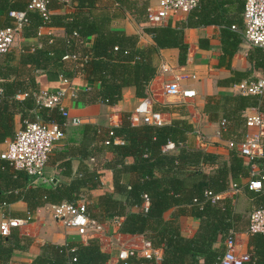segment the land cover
I'll list each match as a JSON object with an SVG mask.
<instances>
[{"label":"trees","instance_id":"16d2710c","mask_svg":"<svg viewBox=\"0 0 264 264\" xmlns=\"http://www.w3.org/2000/svg\"><path fill=\"white\" fill-rule=\"evenodd\" d=\"M30 1L0 0V29L14 25L13 12L24 11L27 22L21 36L38 35L44 25L62 26L65 36L40 35V46H22L17 53L12 50L0 58V143L15 137L17 116L20 129L36 115L59 125L66 121L59 107L36 104L34 93L40 90L37 69L41 65L66 79L78 72L95 79L98 86L95 91H86V101L112 105L119 103L126 86H134L136 96L147 98V86L157 72L154 59L161 49L178 48V62H186L187 28L218 25L222 51L218 65L230 69L231 59L243 41L244 0H199L184 19L146 26L153 43L144 47L138 45L137 35L116 29L113 24L126 12L147 22L145 1L71 0L74 11L50 14L47 21L38 11L29 9ZM92 37L95 43L87 45ZM199 46L208 48V38H200ZM247 59L248 70L231 69L232 75L218 84L231 86L242 79L263 76L264 48L252 47ZM251 107L264 113V96L209 95L204 112L210 121L221 124V137L239 143L246 137L244 112ZM193 131V124L186 118L161 125L133 124L127 111H122L119 125L84 124L78 131L80 140L70 138L49 159L55 166L56 182H35L33 175L15 170L0 158V207L22 200L26 211L21 218H25L46 204L81 201L90 219L97 223L121 217L118 231L143 236L152 248L162 250L160 260L134 250L110 263L112 254L102 247L99 237L92 236L86 242L45 241L38 245L31 261H16L14 252L28 251L34 240L12 227L7 235L0 232V264H220L226 240L248 230L252 210L264 208V180L261 189L249 188V181L256 178L253 173L264 170V153L245 159L236 148H230L225 159L196 147L191 139ZM170 143L174 151L167 149ZM74 158L80 159L79 171L69 181L59 179L60 174L71 175ZM233 186L235 192L243 191L250 200L245 211L236 209L237 193L213 200ZM4 215V219L11 218L6 217L11 216L7 210ZM184 215L198 222L191 236L182 232L179 217ZM247 244L250 257L243 264H264V233H249Z\"/></svg>","mask_w":264,"mask_h":264},{"label":"crops","instance_id":"0c3cea01","mask_svg":"<svg viewBox=\"0 0 264 264\" xmlns=\"http://www.w3.org/2000/svg\"><path fill=\"white\" fill-rule=\"evenodd\" d=\"M139 1H145L148 4V7L157 6V0ZM62 4H58L56 0H51L49 3L50 13L66 14L74 11V7L70 4ZM186 16L187 14L176 13L172 16L171 20L175 22L184 19ZM166 23L167 21L162 23L141 22L136 19L134 15L126 12L123 17L117 18L114 21L113 27L116 29H122L128 34L137 35L138 45L144 47L153 43L152 36L145 31V27L148 25H162ZM40 35H51L61 38L65 36V31L62 26H41L38 35H19L17 46L13 47L10 51L13 50L14 53H17L22 46H40ZM202 37L208 38V48H202L199 46V39ZM185 40L189 43V48L187 60L184 64L178 62L179 49L176 47L163 48L156 55L154 63L157 67V72L147 86L146 99L153 110L161 113L164 123H170L178 118H186L189 120L193 124L194 131H198L197 134L193 131L195 136L191 138L195 146L208 152L218 154L226 159L228 158L230 151V147L228 146L230 140L220 136L219 130L221 124L208 119L207 114L204 112V104L206 97L209 95L235 93L232 91V86L235 83L231 86H222L218 84V82L224 78L230 77L232 75L231 69L248 70L250 68L247 54L252 47H249L243 39L240 49L231 59L230 69L226 65H218V59L222 53L218 25L210 24L207 26L187 28L185 30ZM94 43V37L86 42V44L90 46ZM162 65L173 67L176 71L185 70L189 73H194L196 78L182 81L181 86L194 89L196 95L194 97L181 98L179 95L168 94L166 92V84L167 81L172 78V75L169 72H164L161 68ZM37 73L40 89L64 90L66 94L62 100L63 107L67 109L71 118L77 117L81 119L79 125H72L69 122L64 125L65 137L58 143L55 150L64 147L70 138L79 141L80 134L78 131L84 124H101L105 126L119 125L121 123L122 111H127L132 114L138 105L145 102V99L136 96L134 86H126L122 89V98L118 104L110 105L101 102L88 103V101H86V91L89 92L96 90L98 82L95 79L87 78L82 72L76 73L71 79H66L59 72L47 70L43 65L38 67ZM180 107L183 108L182 112H180ZM254 111L255 108L251 107L246 109L244 113H253ZM20 126V119L19 116H17L16 129L19 130ZM258 132L259 129L257 127H246V134L248 133L251 135ZM9 139L12 138H8L0 143V152L3 150ZM171 149L173 150L169 151H174L175 146H172ZM87 163H89V161H87ZM80 164V159H72L70 168L71 175L60 174L59 179L69 181L71 177L79 171ZM55 171V166L52 165L49 160L45 170L48 180L52 179V177H56L53 175ZM35 180V182H41L36 178ZM246 181L247 179H244V183ZM230 191L233 192L234 190H229L224 194L228 195ZM6 210L7 214L11 215L6 217L21 218L26 211V202L17 200L8 204L4 208L0 207V221L5 218L4 211ZM166 215H168V213ZM121 220V217L113 219L109 227H107L108 225L106 222L102 223L103 229L101 231H97V233L94 231L91 235L87 234L85 236H80L75 233L73 228L67 227L63 221L56 219L52 213V205L46 204L39 207L34 212L31 221L18 226L20 234L33 237L34 242L28 251H15L13 259L23 262L31 261L38 251V245L45 241L62 244L68 239H81L86 242L87 239L92 236L99 237L102 247L106 251H109L112 254V257L116 254V250L119 248L122 250L127 247L138 251L141 247V240L144 242V247L150 246L141 235L119 232L118 227ZM179 220L182 232L188 236L193 235L198 226L197 220L192 216L186 215L180 216ZM248 236L249 232L247 229L235 234L234 239L236 251L238 253L249 254L247 244ZM156 252L158 260H160L162 250L156 249ZM112 257L110 263L116 261Z\"/></svg>","mask_w":264,"mask_h":264},{"label":"built area","instance_id":"2783aa9c","mask_svg":"<svg viewBox=\"0 0 264 264\" xmlns=\"http://www.w3.org/2000/svg\"><path fill=\"white\" fill-rule=\"evenodd\" d=\"M51 0H31L29 9L38 11L43 19L47 21L50 17L49 3ZM63 4H69L71 0H56ZM243 10V39L249 47L264 48V0H244ZM199 0H157L156 7H148L147 23H162L168 21L176 13L188 14L198 6ZM15 22L13 26L0 29V58L11 50L16 39L20 35V30L27 22L26 13L17 11L12 13ZM235 28V26H233ZM164 72H169L172 78L167 81L166 92L170 95H179L181 98L194 97L196 91L192 88L181 86V82L196 78L194 73L185 70L176 71L173 67L162 65ZM232 91L243 95L264 96V75L255 80H241L232 86ZM65 91L40 89L34 93L38 107H59L62 114L66 117L63 125L55 122H46L39 115L33 121L26 123L24 128L18 130L15 137L6 142L5 147L0 152V158L9 161L16 170H23L33 175L41 182H47L46 167L50 156L57 147L58 143L64 139V125L68 122L72 125H79L81 119L70 117L68 111L62 105ZM246 127H257L259 132L256 134H246L242 142L235 143L229 141L230 148H236L240 155L245 159L261 156L264 153V113L255 108L253 113H245ZM133 124L148 123L154 125L164 124L162 115L159 111L153 110L147 99L138 105L131 114ZM225 120L222 121V124ZM196 134L198 131H194ZM111 134H113L111 132ZM195 134V133H194ZM174 147L173 143L168 144L167 148ZM256 178L249 181V188L259 190L262 188L264 180V170L253 173ZM260 177V178H259ZM233 192L237 191L234 186ZM208 195H212L208 192ZM225 194L213 196V200L221 198ZM147 203V202H146ZM53 216L65 223L67 227L73 228L76 234L85 236L88 232L101 231L103 225L91 220L83 202L51 204ZM147 205V204H146ZM32 215L25 218H8L0 221V232L7 235L12 227L31 221ZM249 233H264V208H255L250 214ZM150 245V244H149ZM227 249L221 258L220 264H243L249 260L248 253L240 254L236 251L234 238L226 240ZM129 255L127 250H120L118 258H125ZM141 255V254H140ZM142 256L155 257L158 255L155 248L144 247Z\"/></svg>","mask_w":264,"mask_h":264},{"label":"rangeland","instance_id":"374dc122","mask_svg":"<svg viewBox=\"0 0 264 264\" xmlns=\"http://www.w3.org/2000/svg\"><path fill=\"white\" fill-rule=\"evenodd\" d=\"M18 39V38H17ZM17 39H16V41H15V43H14V45H13V47H16L17 46ZM12 47V48H13ZM11 48V49H12ZM168 150H173V149H171V148H167ZM238 194V197H237V199H236V201H235V206H236V209L238 210V211H245L246 209H247V207L250 205V200L245 196V194L243 193V191H239V192H232V191H230L229 193H228V195H235V194ZM236 194V195H237ZM251 211V210H250ZM250 211L248 210L247 211V214L249 215V213H250ZM113 221V220H112ZM112 221H109V222H106L107 223V227H109L110 226V223L112 222ZM76 233V232H75ZM95 233H97V232H95ZM91 234H93V232H88V235H91ZM81 238V237H80ZM124 250H127L128 251V253H131L132 251H134L133 249H129V248H125ZM120 251V248L119 249H117L116 250V254H114V256L112 257V258H114L115 260H117L118 259V256H117V253ZM136 252H137V254H141V255H143V253H144V242L141 240V247H140V249L137 251V250H135Z\"/></svg>","mask_w":264,"mask_h":264},{"label":"water","instance_id":"95a60500","mask_svg":"<svg viewBox=\"0 0 264 264\" xmlns=\"http://www.w3.org/2000/svg\"><path fill=\"white\" fill-rule=\"evenodd\" d=\"M52 182H56L57 181V178L56 177H52Z\"/></svg>","mask_w":264,"mask_h":264}]
</instances>
